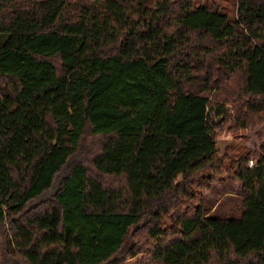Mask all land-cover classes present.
I'll use <instances>...</instances> for the list:
<instances>
[{"label":"trees","instance_id":"1","mask_svg":"<svg viewBox=\"0 0 264 264\" xmlns=\"http://www.w3.org/2000/svg\"><path fill=\"white\" fill-rule=\"evenodd\" d=\"M263 118L264 0H0V264H264Z\"/></svg>","mask_w":264,"mask_h":264},{"label":"rangeland","instance_id":"2","mask_svg":"<svg viewBox=\"0 0 264 264\" xmlns=\"http://www.w3.org/2000/svg\"><path fill=\"white\" fill-rule=\"evenodd\" d=\"M219 5L230 12L234 6V0H217ZM220 120L217 117L216 122ZM216 146L219 148L221 167L213 170L212 180L209 188H197L196 191L213 206L217 204L216 210L220 213H227L235 209L237 196L236 185L227 177L232 173L239 156L245 151L257 147L259 143L264 144V118L246 128L225 129V126L218 128ZM220 201V202H219ZM219 202V203H218ZM144 251L135 252L132 257H127L125 261L130 262L142 256Z\"/></svg>","mask_w":264,"mask_h":264},{"label":"built area","instance_id":"3","mask_svg":"<svg viewBox=\"0 0 264 264\" xmlns=\"http://www.w3.org/2000/svg\"><path fill=\"white\" fill-rule=\"evenodd\" d=\"M251 164V161L250 160H248V165H250Z\"/></svg>","mask_w":264,"mask_h":264}]
</instances>
